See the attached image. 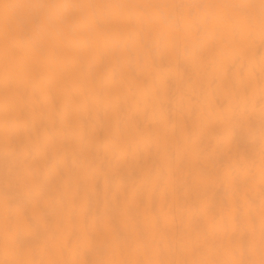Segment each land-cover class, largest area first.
Instances as JSON below:
<instances>
[{
  "label": "bare ground",
  "instance_id": "1",
  "mask_svg": "<svg viewBox=\"0 0 264 264\" xmlns=\"http://www.w3.org/2000/svg\"><path fill=\"white\" fill-rule=\"evenodd\" d=\"M241 261L264 264L262 0H0V264Z\"/></svg>",
  "mask_w": 264,
  "mask_h": 264
},
{
  "label": "snow or ice",
  "instance_id": "2",
  "mask_svg": "<svg viewBox=\"0 0 264 264\" xmlns=\"http://www.w3.org/2000/svg\"><path fill=\"white\" fill-rule=\"evenodd\" d=\"M262 4H264V0H262ZM35 234H36L37 236L40 235V232H39V229H38V228L35 229ZM240 264H247V262L241 261Z\"/></svg>",
  "mask_w": 264,
  "mask_h": 264
}]
</instances>
